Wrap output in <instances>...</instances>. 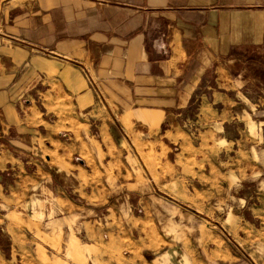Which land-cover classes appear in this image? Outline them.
<instances>
[{"label": "rangeland", "instance_id": "374dc122", "mask_svg": "<svg viewBox=\"0 0 264 264\" xmlns=\"http://www.w3.org/2000/svg\"><path fill=\"white\" fill-rule=\"evenodd\" d=\"M259 30L257 44L234 50L240 58L234 67L246 74L243 81L227 86L233 90L193 93L175 125L177 134H167L180 143L158 154L153 145L142 152L144 145L133 138L125 144L130 155L124 159L111 161L100 150L94 156L98 144L85 111L74 110L58 91L30 93L37 111L52 114L47 118L65 133L57 140L66 144L72 134L76 138L77 146L66 148L69 164L82 170L96 160L114 168L106 175L112 180L106 181L104 195L120 211L115 215L124 217L116 220L112 213L116 230L102 228L92 243L81 238L73 229L74 213L100 224L106 212H90L65 184L71 205L58 200L48 205L49 187L34 166L47 175L63 163L54 155L59 144L50 142L51 150L24 127L0 138L2 150L15 158L9 162L13 169L0 172V264H264V28ZM159 31L152 27L149 39ZM80 132L87 140H80ZM171 162L180 168L178 183L153 188L146 179L157 183L154 168L166 172ZM121 163L131 172H120Z\"/></svg>", "mask_w": 264, "mask_h": 264}, {"label": "crops", "instance_id": "0c3cea01", "mask_svg": "<svg viewBox=\"0 0 264 264\" xmlns=\"http://www.w3.org/2000/svg\"><path fill=\"white\" fill-rule=\"evenodd\" d=\"M152 27L165 32L162 52L148 45ZM260 28L264 0H0V138L27 127L30 138L40 137L48 148L50 142L59 144L54 155L63 163L50 167L47 175L38 165L34 171L45 177L49 206L57 200L71 205L63 194L66 186L90 212H106L100 224L74 213L73 229L92 243L102 228L116 230L112 213L116 220L124 217L115 215L120 211L104 195L106 181L112 180L106 175L109 170L114 174V168L96 160L82 170L69 164L66 148L77 146L76 138L72 134L66 144L57 140L65 133L47 118L52 114L37 111L31 95L58 91L74 110L85 111L95 129L94 156L100 150L111 161L124 159L130 155L125 144L133 138L146 145L142 152L153 145L158 154L180 143L167 134H177L175 125L193 93L233 90L227 86L243 81L246 74L234 67L240 62L234 50L257 44ZM79 138L87 140L82 132ZM129 149L139 155L132 144ZM0 151V172L13 169V155ZM170 165L166 172L154 168L157 183L146 165L141 168L158 189L178 183L180 168ZM119 167L131 172L130 165Z\"/></svg>", "mask_w": 264, "mask_h": 264}, {"label": "built area", "instance_id": "2783aa9c", "mask_svg": "<svg viewBox=\"0 0 264 264\" xmlns=\"http://www.w3.org/2000/svg\"><path fill=\"white\" fill-rule=\"evenodd\" d=\"M164 38H165V32L163 31L157 32L156 36H154L153 39H151L149 42L150 47L154 50H158L162 52L164 50Z\"/></svg>", "mask_w": 264, "mask_h": 264}]
</instances>
